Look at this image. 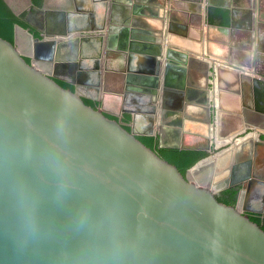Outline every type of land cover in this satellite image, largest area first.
Returning <instances> with one entry per match:
<instances>
[{
    "label": "water",
    "instance_id": "water-1",
    "mask_svg": "<svg viewBox=\"0 0 264 264\" xmlns=\"http://www.w3.org/2000/svg\"><path fill=\"white\" fill-rule=\"evenodd\" d=\"M19 28L34 36L16 24L14 44L0 38V264H264L252 210L225 205L190 178L204 159L183 176L138 140L157 137L154 129L127 131L77 86L67 90L35 58L28 63ZM40 31L37 41L60 53L47 27ZM103 36L77 40L74 59L106 52L108 69L125 65L119 40ZM86 44H96L91 55ZM256 183L264 194V180Z\"/></svg>",
    "mask_w": 264,
    "mask_h": 264
},
{
    "label": "crops",
    "instance_id": "crops-1",
    "mask_svg": "<svg viewBox=\"0 0 264 264\" xmlns=\"http://www.w3.org/2000/svg\"><path fill=\"white\" fill-rule=\"evenodd\" d=\"M30 6L20 11L27 12ZM36 6L38 13L63 9L71 16L69 21L80 22L77 30L63 31L68 39L104 35L112 42L115 29L139 30L142 37L136 43L142 51L131 53L125 65L116 64L115 71L107 69L103 53L101 71L108 72L100 84L80 79L68 61H47V71L69 82L78 81L81 93L102 101L114 116L125 111L137 129H154L156 140L175 148L206 151L207 158L197 167L212 176V187H241L240 174L254 172L238 203L252 211L264 208L262 183H256L264 180V0H44ZM41 6L44 10H39ZM48 30L50 40L74 45L75 40L60 37V31ZM23 34L26 31L19 28V46ZM31 41L33 45L38 42ZM93 45L86 44L85 50L91 52L88 47ZM33 49L27 55L46 58ZM59 64L63 65L60 73H53L51 69ZM130 72L148 78L160 75L155 123L150 87L133 85L127 91L121 87ZM175 109H182L181 116L176 114L180 118L184 112L195 117L178 125L173 120ZM209 114L213 119L204 123ZM194 169L190 178L195 182Z\"/></svg>",
    "mask_w": 264,
    "mask_h": 264
},
{
    "label": "flooded vegetation",
    "instance_id": "flooded-vegetation-1",
    "mask_svg": "<svg viewBox=\"0 0 264 264\" xmlns=\"http://www.w3.org/2000/svg\"><path fill=\"white\" fill-rule=\"evenodd\" d=\"M31 4L33 6H30L28 8L26 15L24 16V19L25 20L27 19L30 23H32L33 27H32V29H30V28L29 29H30L31 33H33L34 36H31L30 33H28V32H26V34H23L21 36V40H23V41L20 44V47H22V46L23 47H25V46L29 47L28 52H31V50L34 48L33 49L34 53L37 50L35 54L46 55V58L40 60V58L35 57V59H34L32 56L27 55V53H25L23 51L25 56L30 57L31 60L34 59L35 64L38 67H39L38 60H40L41 66L43 67L42 70H44V71H47V61L52 62L51 60L54 58H57V59L62 58L65 60V61L61 62V63H63V62L67 61L65 58H69L70 60L68 61V63H66L67 66H70L77 73L79 71L78 74L80 75V77H79L80 79L86 78V80L93 82L92 84H95V83L100 84V82L102 80V75L106 74L105 72H108V70H106L105 72L101 71L102 58L96 57V59L90 60L89 58L85 57V58H82V60L80 58L78 60H75L74 58L78 57V55H76L78 53H77V51L73 50V47H74L77 40H84L85 36L84 37L83 36L82 37H76L73 39H70V38L68 39V37L65 35V32H63V31L69 32V31L77 30L79 28V26H81L80 22L72 21V20L69 21V18H71V16L67 13V11H65L63 9H60L58 11H53V12H52V10H49L48 13L47 12L38 13L37 10L35 11L33 8V7L38 8L36 6V4H34V3H31ZM45 26H47V28L50 29L51 31H57V32L60 31V35H61L60 37L66 39V40H75L74 45L72 46L71 42H69V43L65 42L64 44L60 45V48L62 49L61 52L57 53L55 55L54 51L53 52L51 51L53 48L51 44L45 43V41L39 42V43L35 42V44L37 45L36 50H35V47H34L35 44L33 45L31 40H40L39 38L44 40V36L41 34L40 30H42V28H44ZM138 31L139 30L135 29L134 27H132V28L127 27L126 28V26L123 29H121V31L120 30L118 31L116 29L114 30V40H119L120 47L126 51L129 58H130L131 53L142 51V45H140L139 43H136V40H138L139 38L142 37L141 34L139 35ZM108 39L109 38L106 36L101 37V40H108ZM120 40H125V41L123 43H121ZM88 48L90 49L91 52L95 51L94 45L91 47H88ZM85 49H86V47H85ZM91 52H88L85 50L84 55L85 56L91 55L92 54ZM155 52L157 55L161 54V49L159 48ZM59 67H63V65L59 64L57 69H51V71L53 73L59 74L60 73ZM106 67H107V65H106ZM139 74L140 75H137L134 72L128 73L126 76L127 81H126V83L125 82L122 83L121 87H123L124 91L129 90L133 85H141V86L142 85H148L150 87V88H147V90L149 92L151 91V96L153 98V100H152V106H153L152 113L154 114L153 123H155L156 118H157V114H158L157 110H158V105H159L157 100L159 97V90L161 87L160 75H159V73H156L155 75H152L148 78L147 76L141 75V73H139ZM59 78H61V77H59ZM111 82H113V86H114V76H111ZM75 87H76V85H75ZM85 97H88V96H85ZM95 101H97V100H95ZM102 106H103V102L97 101V107L99 108ZM181 108H183V106H181ZM173 111H175V115L173 116V120L178 125H183V123H187V120H189V118L195 117L193 115H187L184 112L183 114L185 115V117L180 118L177 115H180L182 109H175ZM106 112L109 113L110 111L109 112L106 111ZM109 114L114 115V112H110ZM117 117H118V120H121L122 123L126 126H129L130 129L133 126V128L136 131H138V132L141 131V130L136 128V124L134 121H130L127 119L125 111H123L122 114L117 115ZM204 117H205V119L203 120V122L207 121L209 119H211V120L213 119V118H210V114L207 116L205 115ZM176 120H178V121L176 122ZM190 120H193V119H190ZM157 147L161 148V147H172V146H168V145L164 144L158 138ZM206 158H207V155L205 157H203L202 159L205 160ZM194 171H195V175H196L195 183L201 187H208L210 189H214V191H215L214 194L218 200L220 198L226 199L228 201L234 200V204H235L237 201H239L242 192L243 191L247 192L246 188L243 189L242 187H237V186H234L231 188H228L227 185L225 187H224V185L212 187L213 178L210 174H208L206 172L205 169H203V171H199V169L197 167L194 169ZM222 175H220V177H222ZM221 181H223V180H221ZM250 181L245 180V181H242L241 184L247 183L246 187H248ZM252 212H254V211H252Z\"/></svg>",
    "mask_w": 264,
    "mask_h": 264
},
{
    "label": "trees",
    "instance_id": "trees-1",
    "mask_svg": "<svg viewBox=\"0 0 264 264\" xmlns=\"http://www.w3.org/2000/svg\"><path fill=\"white\" fill-rule=\"evenodd\" d=\"M34 3L38 6L42 5L43 0H0V38L8 41L11 44L15 43V26L20 24L25 28L32 29V26L24 19L26 15L25 12H21L22 9L28 6V4ZM21 10V11H20ZM39 34V33H38ZM23 58L30 63L31 59L28 56H23ZM57 84L63 88L75 91V85L67 80L51 77ZM84 102L97 109V101L90 97H82ZM106 117L110 120L118 121V117L105 113ZM124 129L130 132V127L122 125ZM138 140H140L148 148L152 149L159 155L162 159L168 161L169 163L178 167L183 176H186L187 170L195 165L199 160L207 155L206 151L195 150V149H180L175 147H157V140L154 136L150 135H137ZM220 202L225 205H233L234 200L228 201L226 199H219ZM248 218L255 224H258L260 228L264 231V212H247Z\"/></svg>",
    "mask_w": 264,
    "mask_h": 264
},
{
    "label": "rangeland",
    "instance_id": "rangeland-1",
    "mask_svg": "<svg viewBox=\"0 0 264 264\" xmlns=\"http://www.w3.org/2000/svg\"><path fill=\"white\" fill-rule=\"evenodd\" d=\"M23 41V40H22ZM22 41H20V44L22 43ZM24 48V49H23ZM29 47H27V46H25V47H23L22 46V50L23 51H25L26 53L29 51V49H28ZM190 176H191V173H190ZM195 177H196V175H195ZM202 185V184H201Z\"/></svg>",
    "mask_w": 264,
    "mask_h": 264
},
{
    "label": "bare ground",
    "instance_id": "bare-ground-1",
    "mask_svg": "<svg viewBox=\"0 0 264 264\" xmlns=\"http://www.w3.org/2000/svg\"><path fill=\"white\" fill-rule=\"evenodd\" d=\"M94 47H96V45H94Z\"/></svg>",
    "mask_w": 264,
    "mask_h": 264
}]
</instances>
